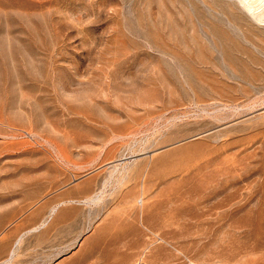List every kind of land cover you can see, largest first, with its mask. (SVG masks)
<instances>
[{"label":"rangeland","instance_id":"374dc122","mask_svg":"<svg viewBox=\"0 0 264 264\" xmlns=\"http://www.w3.org/2000/svg\"><path fill=\"white\" fill-rule=\"evenodd\" d=\"M3 239L0 264H264V0H0Z\"/></svg>","mask_w":264,"mask_h":264},{"label":"bare ground","instance_id":"6f19581e","mask_svg":"<svg viewBox=\"0 0 264 264\" xmlns=\"http://www.w3.org/2000/svg\"><path fill=\"white\" fill-rule=\"evenodd\" d=\"M125 170H127V169H125ZM123 174H124V171H123ZM130 176H131V173L130 172H127L125 175H122L121 174V179L123 180V182H124V180H128L129 178H130ZM146 183H144L143 184V187H142V194H143V196L145 195V194H147L148 192H149V186H147V185H145ZM147 186V187H146ZM141 194V195H142ZM128 195L129 196H131L129 193H128ZM97 198V197H96ZM88 200H90V201H88ZM85 203L88 205L90 202H94V203H96V202H99L97 199H92L91 200V198L90 199H88ZM140 204L143 206V210H144V203H143V199L140 201ZM127 205V204H126ZM129 205H131V204H129ZM58 209V208H57ZM20 211V210H19ZM57 210H56V207L55 208H53L52 210H51V212H50V214H49V216H48V219H46L39 227H36V228H33L32 230H30L27 234H32V233H37L39 230H41V229H43V228H45L47 225H48V220H50L49 218H50V216H52L55 212H56ZM145 211V210H144ZM144 214V213H143ZM17 216V215H16ZM19 229V228H18ZM17 229V230H18ZM17 232V231H16ZM12 235V234H11ZM25 235V234H24ZM24 235L23 236H20V238H19V241H17V243L18 242H20V239L21 238H23L24 237ZM109 237V236H108ZM107 237V238H108ZM110 243H112V242H109V244ZM19 244V243H18ZM9 245H10V240L9 239H3L1 242H0V253H2V252H5L6 250H7V248L9 247ZM16 253V251H11L10 252V254H14V253ZM15 255V254H14Z\"/></svg>","mask_w":264,"mask_h":264}]
</instances>
